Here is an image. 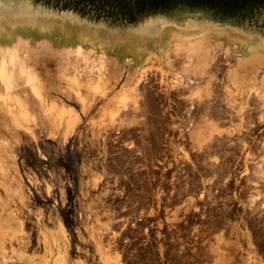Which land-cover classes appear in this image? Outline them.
I'll use <instances>...</instances> for the list:
<instances>
[{
	"label": "rangeland",
	"instance_id": "1",
	"mask_svg": "<svg viewBox=\"0 0 264 264\" xmlns=\"http://www.w3.org/2000/svg\"><path fill=\"white\" fill-rule=\"evenodd\" d=\"M257 45L264 7L129 19L0 0V211L30 243L0 264H264Z\"/></svg>",
	"mask_w": 264,
	"mask_h": 264
},
{
	"label": "bare ground",
	"instance_id": "2",
	"mask_svg": "<svg viewBox=\"0 0 264 264\" xmlns=\"http://www.w3.org/2000/svg\"><path fill=\"white\" fill-rule=\"evenodd\" d=\"M241 37V36H240ZM246 56H248L252 61H253V63H254V66H255V70L256 71H262V73H263V76L261 77V81L260 82H257V77H254V84H253V95H254V99L256 98V100L258 99V100H261V101H259L261 104H263V107L262 106H260V105H258L257 104V102L256 103H254V102H252V103H254V111H256V110H259V111H261L260 113H261V116H260V120L259 121H261V123H263L264 124V93H263V91H264V47L262 48V47H259L258 45L257 46H255V49L253 50V51H251V49H249V52H248V54L246 55ZM242 59H243V57L240 59V61L242 62ZM247 60L248 59H244L243 60V63H247ZM227 61L228 60H226V63H227ZM219 69V68H218ZM223 70V69H222ZM146 71V70H145ZM144 71V72H145ZM143 73V72H142ZM141 73V74H142ZM143 75V74H142ZM141 76V75H140ZM144 76V75H143ZM233 76V75H232ZM144 78V77H143ZM235 79H238V77H236V75H235V77H234ZM233 77L231 78V73L227 76V78L226 79H224V80H227V82H229V81H231V83L235 86V90H236V93L235 94H233L231 97H230V99L229 100H227V102H226V104L227 105H229L230 107H231V109H229V110H232L231 112H234L235 114H233V113H231V114H233V115H238V116H241V111L243 110V111H245L244 110V108H245V105H247V97H246V93L244 92L245 90L243 89V84L242 85H239V84H237V82H236V80L234 79ZM142 81V80H141ZM141 81H138V82H140L141 83ZM147 81V80H146ZM144 82V81H143ZM246 82V81H245ZM248 89V88H247ZM251 94H252V92H251ZM230 96V95H229ZM251 98H252V95H251ZM248 100H249V98H248ZM253 100V99H252ZM251 101V100H250ZM253 101H255V100H253ZM259 103V104H260ZM250 105V104H249ZM248 105V106H249ZM251 107H253V106H251ZM246 108H249V107H246ZM245 108V109H246ZM250 109V108H249ZM252 109V110H253ZM247 110V109H246ZM242 111V112H243ZM254 111H251L252 113L254 112ZM257 112V111H256ZM223 113V112H222ZM221 113V114H222ZM227 113V112H226ZM230 113V112H229ZM228 113V115L227 114H225V112L223 113V114H225L226 116H228V117H226L225 115H224V117L225 118H228L229 120H231L232 121V119H233V115H230ZM247 113V112H246ZM251 113V114H252ZM220 114V115H221ZM248 114V113H247ZM257 114H259V113H257ZM221 116H223V115H221ZM220 116V117H221ZM237 116V117H238ZM249 116H251V115H249ZM252 116H253V114H252ZM255 116H257V115H255ZM255 116L253 117V119L255 118ZM223 117V118H224ZM252 118V117H251ZM222 119V118H221ZM225 120V119H224ZM228 120V121H229ZM258 120V119H257ZM226 121V120H225ZM253 121V120H252ZM221 122H223V121H221ZM243 125V124H242ZM254 125V124H253ZM252 125V126H253ZM264 127V126H263ZM260 129H261V125L260 124H256V125H254L253 127H252V130H251V132L253 133V134H255L257 131H260ZM243 131V130H242ZM229 132V131H228ZM231 133H232V131H231ZM234 133V132H233ZM244 142V141H243ZM264 145V144H263ZM243 146H245V145H243ZM248 147V146H247ZM244 148V147H243ZM16 204H18V202L16 203ZM22 211V210H21ZM19 216H20V210L19 209H15V210H8V209H6V207L5 208H2L1 209V211H0V255L1 254H3L4 255V257H5V254H6V250H7V247L9 246V248H10V251H11V253L13 254V253H15V250L13 249V242L15 241L16 243H18V244H20V247H21V249H26L27 247H28V245L30 244L28 241L26 242V240H24L25 239V237L27 236H23V237H21L20 235V233L22 232V226H23V223H22V221L19 219ZM21 216H22V214H21ZM25 216V215H24ZM23 216V217H24ZM22 217V218H23ZM23 221H25V218L23 219ZM25 223V222H24ZM24 227V226H23ZM26 227V226H25ZM25 231V230H24ZM23 234H25V233H23ZM22 238H23V240H22ZM27 238V240H29V237L27 236L26 237ZM22 241H25V242H22ZM14 242V243H15ZM46 242H47V239L44 237V239H43V243L46 245ZM8 244V245H7ZM21 249L17 252V253H22L21 255H24V252H21ZM10 253V252H9ZM33 258V257H32ZM1 259V258H0ZM10 260H13V259H15L14 257H13V255L9 258ZM19 259V258H18ZM2 260V259H1ZM27 262H26V264H29V262L30 263H33L32 261V259H29V258H27V260H26ZM41 262V261H40ZM2 263V262H1ZM9 263H11V261L9 262V260H8V264ZM6 264V263H5ZM35 264V263H34ZM38 264V263H37ZM39 264H42V263H39Z\"/></svg>",
	"mask_w": 264,
	"mask_h": 264
},
{
	"label": "trees",
	"instance_id": "3",
	"mask_svg": "<svg viewBox=\"0 0 264 264\" xmlns=\"http://www.w3.org/2000/svg\"><path fill=\"white\" fill-rule=\"evenodd\" d=\"M63 9L82 14L118 16L135 19L149 13L165 10L177 4L221 8L228 13L264 7V0H44Z\"/></svg>",
	"mask_w": 264,
	"mask_h": 264
}]
</instances>
